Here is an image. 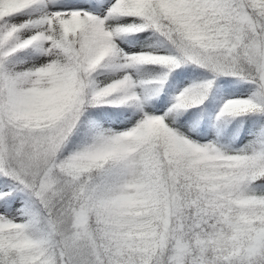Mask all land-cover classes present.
I'll return each instance as SVG.
<instances>
[{
    "label": "snow or ice",
    "instance_id": "obj_1",
    "mask_svg": "<svg viewBox=\"0 0 264 264\" xmlns=\"http://www.w3.org/2000/svg\"><path fill=\"white\" fill-rule=\"evenodd\" d=\"M0 264H264V0H0Z\"/></svg>",
    "mask_w": 264,
    "mask_h": 264
}]
</instances>
